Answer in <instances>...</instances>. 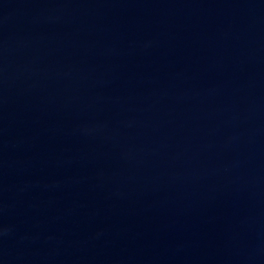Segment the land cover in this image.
Masks as SVG:
<instances>
[{"label":"water","instance_id":"95a60500","mask_svg":"<svg viewBox=\"0 0 264 264\" xmlns=\"http://www.w3.org/2000/svg\"><path fill=\"white\" fill-rule=\"evenodd\" d=\"M0 264H264V0H0Z\"/></svg>","mask_w":264,"mask_h":264}]
</instances>
